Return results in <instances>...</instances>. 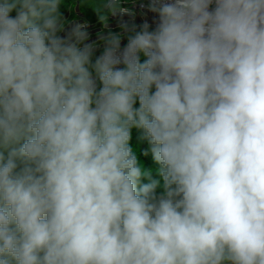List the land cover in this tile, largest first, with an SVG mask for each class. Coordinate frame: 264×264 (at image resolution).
<instances>
[{
    "label": "clouds",
    "instance_id": "1",
    "mask_svg": "<svg viewBox=\"0 0 264 264\" xmlns=\"http://www.w3.org/2000/svg\"><path fill=\"white\" fill-rule=\"evenodd\" d=\"M125 2L0 0V264H264V0Z\"/></svg>",
    "mask_w": 264,
    "mask_h": 264
},
{
    "label": "trees",
    "instance_id": "2",
    "mask_svg": "<svg viewBox=\"0 0 264 264\" xmlns=\"http://www.w3.org/2000/svg\"><path fill=\"white\" fill-rule=\"evenodd\" d=\"M61 12L65 17V20L69 22L75 19L84 18L90 23H98L101 27L105 26L102 22H100L98 16L93 12V10L87 4L83 3V0H62ZM11 15L15 16V12H13ZM141 59L143 60V57H141ZM136 106H138V103ZM139 137L140 132L136 129H133L131 145L134 149V152L137 155L142 168L147 172H151L152 178L159 180L162 186V178L158 175L157 172L159 166L153 160L150 152H148L147 155L144 154L149 146L147 141H143ZM142 182L147 183L148 180L144 179ZM160 192H162V187L157 188V194H159Z\"/></svg>",
    "mask_w": 264,
    "mask_h": 264
},
{
    "label": "crops",
    "instance_id": "3",
    "mask_svg": "<svg viewBox=\"0 0 264 264\" xmlns=\"http://www.w3.org/2000/svg\"><path fill=\"white\" fill-rule=\"evenodd\" d=\"M121 17L120 16H117L116 18H114L113 16H109V22L107 23V27L103 26L101 27L98 23H90L89 21H87L86 19L84 18H79V19H75V20H72V21H75V22H79V23H82V24H86V28H88L87 30L89 29H97V30H101V31H104V34L103 35H106L108 33V31H119V27H118V20H120ZM123 19V17H122ZM71 21V22H72ZM110 21H112L110 23ZM138 24V23H137ZM110 26V27H109ZM110 28H112L113 30H110ZM89 33V37H90V41L89 42H95V40L98 39V37H96V35H92L90 34V32L88 31ZM61 35H64L63 33H61ZM101 51V50H100Z\"/></svg>",
    "mask_w": 264,
    "mask_h": 264
},
{
    "label": "built area",
    "instance_id": "4",
    "mask_svg": "<svg viewBox=\"0 0 264 264\" xmlns=\"http://www.w3.org/2000/svg\"><path fill=\"white\" fill-rule=\"evenodd\" d=\"M141 3H147V0H134V2L132 3H128L125 2L123 3V7H127V8H131L136 12V17H135V22L140 24L141 21H143L144 19H147L149 23H152L153 17L155 14L148 12L147 9H143V12L145 13V15H141ZM113 16V15H111ZM113 17H117V16H113ZM130 19V17H128L127 15L123 16V20L128 21ZM86 25V24H85ZM100 52L97 54L99 55ZM101 87V84L99 82V80L97 79V90H99V88Z\"/></svg>",
    "mask_w": 264,
    "mask_h": 264
},
{
    "label": "rangeland",
    "instance_id": "5",
    "mask_svg": "<svg viewBox=\"0 0 264 264\" xmlns=\"http://www.w3.org/2000/svg\"><path fill=\"white\" fill-rule=\"evenodd\" d=\"M114 18H116V17H114ZM77 20V19H76ZM119 21V20H118ZM112 21H110V23H111ZM143 21H141L140 23H142ZM110 27V26H109ZM88 28H86V30H87ZM110 30H113L112 28H110ZM90 32V34H92V35H96V37H98V39L97 40H95V42H97L98 44H99V47H98V49H97V52H96V55L100 52V50H102V47H103V45H102V43L100 42V40H99V37H100V35H102V33L104 34V31H101V30H97V29H89V30H87V32Z\"/></svg>",
    "mask_w": 264,
    "mask_h": 264
}]
</instances>
